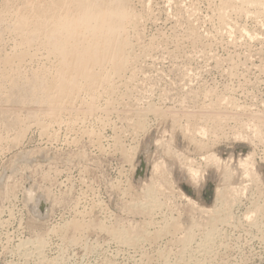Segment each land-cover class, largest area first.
<instances>
[{"label":"rangeland","instance_id":"rangeland-1","mask_svg":"<svg viewBox=\"0 0 264 264\" xmlns=\"http://www.w3.org/2000/svg\"><path fill=\"white\" fill-rule=\"evenodd\" d=\"M24 1L0 0V264H264V0H130L128 65L67 105L30 95L59 63L38 45L22 55ZM211 154L246 193L227 210ZM249 154L257 185L238 167Z\"/></svg>","mask_w":264,"mask_h":264},{"label":"bare ground","instance_id":"bare-ground-1","mask_svg":"<svg viewBox=\"0 0 264 264\" xmlns=\"http://www.w3.org/2000/svg\"><path fill=\"white\" fill-rule=\"evenodd\" d=\"M224 4L226 5L233 4V0H224ZM133 17L134 15L132 13V9H130V0H26V2L24 1L23 8L16 12V24L13 27V29L19 35L20 38L18 47L22 50V55L24 57H26V55L28 56L29 55L27 54L28 50H31L30 48L38 45L44 48L45 50H47V53H49L50 56L52 54V56H54L59 63L55 76L56 78L53 81L52 80H50V82L48 81L49 82L48 83L46 82L45 78H43L41 75L38 76L35 79V81H33L29 85V89L31 91L30 95L32 96L33 94V97L36 96L35 99L39 104L49 103L53 105H61V104L67 105L73 103V100L76 99L78 93L82 89L92 90L107 85L111 75L118 74V72L122 68H125L129 63V54L126 53L127 47L129 45V40L125 38L124 28L127 24L128 25L131 24V22L133 21ZM3 19H4V14L1 13L0 25L2 24L1 22H3ZM7 62L11 63L12 58H8ZM109 64L111 66H108ZM50 85H52L51 88H49ZM14 99L12 97H6L5 103H10V105L12 106L11 103H15L17 101L16 98ZM21 100L24 101V98H22ZM19 101L20 100H18L17 102L19 103ZM3 103H1L0 106L1 105L4 106ZM38 103L36 104V108L39 107L37 106L39 105ZM20 104L22 107V103ZM6 105L7 104H5V106ZM16 105L17 104L15 103V106ZM23 106L24 108H29L27 107L28 105L26 106L23 105ZM14 109L16 108L14 107ZM7 110H5V112ZM11 110L13 109L11 108ZM1 114H5V113L1 112ZM46 114H47L46 116H48L50 113H46ZM83 115H86V113H84ZM8 116L10 115L8 114ZM199 117L201 118V116ZM3 118L4 116L2 115L0 119H2L3 121ZM19 121L20 118L16 119L15 117V120H13L10 123L17 125ZM43 127L45 130L47 129V125H44ZM191 129L192 128L189 126L185 128L186 131H191ZM210 133L211 130L207 126L202 125L198 129V134L202 135L203 138L207 137ZM211 135H213V133H211ZM200 146L201 148H203L205 144L203 145L201 144ZM125 155L127 156V158L131 157V155L129 156V153L127 154L125 153ZM255 156L254 154H249L246 157V159L239 161L238 167H240V169L243 171L242 172L243 178L247 180H251L255 184L256 183L258 184L260 183V179L257 177L254 169ZM202 160H204L207 163V166L209 164H212L217 168H220L222 165L226 164V162L223 163L224 161H222L218 156L214 154L208 155ZM181 162L186 166L188 175L192 178V180H195V182L197 183L200 182V180L203 181L205 180V171H200V168L196 167V162L191 160H187V162H185L183 159L181 160ZM227 164L225 165L223 171L224 187L221 189H217L216 191L217 194L216 200L217 202L221 203V204L219 203L220 204L219 207L224 205L225 207L224 206L223 207L226 208V210L228 207H230L228 205V201H229L228 198H230V196L232 197V195L234 194L238 195L241 193L246 194L244 191L242 192L240 191L241 192L240 193L236 186H232L231 180L234 178V173H233L234 169H232V166H228L230 163L228 165ZM164 168H165L164 165L156 164L153 168V172L155 174H159L160 172H162ZM232 199L236 200V198L234 197ZM36 202L39 203L38 200ZM229 204L232 205L231 203ZM221 209L219 208V210ZM222 210L219 211L220 215ZM226 210L225 212L223 211L225 214L226 212L228 213L229 210H231V208L228 211ZM207 213L212 214V216L216 215L214 217H216L217 220L219 219L217 217L218 212H216L215 210L214 211L209 210L207 211ZM213 221L215 220H212L209 223H212ZM218 221L220 222V220ZM214 225H211V227L212 226L214 227ZM78 228L79 227L76 226V229ZM108 231L110 230L108 229ZM128 233L122 232V234L125 236L127 234V237L130 235V233L129 235ZM116 234L117 232L113 235L116 236ZM120 235L121 234L119 232V236ZM133 240L132 242L131 240L128 241V243L131 242L134 244V242L138 241L135 239L133 242ZM182 243H185V241H183ZM184 245H186V243Z\"/></svg>","mask_w":264,"mask_h":264},{"label":"water","instance_id":"water-1","mask_svg":"<svg viewBox=\"0 0 264 264\" xmlns=\"http://www.w3.org/2000/svg\"><path fill=\"white\" fill-rule=\"evenodd\" d=\"M145 170V168H144V165L142 166V170H141V173H143V171Z\"/></svg>","mask_w":264,"mask_h":264}]
</instances>
